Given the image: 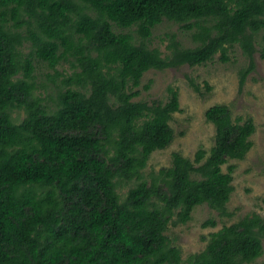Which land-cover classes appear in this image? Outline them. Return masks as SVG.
Instances as JSON below:
<instances>
[{"label":"trees","instance_id":"obj_1","mask_svg":"<svg viewBox=\"0 0 264 264\" xmlns=\"http://www.w3.org/2000/svg\"><path fill=\"white\" fill-rule=\"evenodd\" d=\"M164 21L195 45L169 33L168 53L151 48ZM236 45L250 63L240 72L243 86L255 53L264 59V0H0V264H255L263 257L258 213L204 236L205 249L186 260L166 234L201 205L233 217L227 205L237 167H223L253 148L252 117L210 107L214 145L193 159L174 153L170 167L144 174L152 154L175 140L171 121L181 112L172 87L165 103L135 101L145 73L206 65L218 53L228 62ZM35 59L63 77L52 93L37 83ZM65 63L70 75L57 71Z\"/></svg>","mask_w":264,"mask_h":264},{"label":"rangeland","instance_id":"obj_2","mask_svg":"<svg viewBox=\"0 0 264 264\" xmlns=\"http://www.w3.org/2000/svg\"><path fill=\"white\" fill-rule=\"evenodd\" d=\"M134 29V28H133ZM120 31V30H118ZM169 33L177 34L178 40L183 46L192 47L190 35L179 29V25L164 21L154 29L150 39L151 48H159L163 53H168ZM30 47L24 49V54L30 53ZM230 60L224 62L218 53L213 61L201 66H182L169 68L163 71L150 70L145 73L139 90L141 96L135 101L165 103L168 101V88L172 87L179 92L181 112L174 114L171 126L176 137L170 147L156 151L152 154L147 168L144 170L146 177L161 168L170 167L172 155L180 153L185 157L194 158L196 151L203 147L209 150L214 145L215 127L206 120V111L217 104L228 105L234 118L252 117L256 123L257 131L252 140L254 146L243 160H231L223 167L236 165L234 173V192L228 203V211L233 213L232 218H221L217 211L210 209L208 205L198 206L192 220L186 224L170 227L167 235L173 246L180 248L182 259L186 260L190 255L203 251L207 242L204 236L217 232L224 225H231L244 216L258 213L264 219V59L257 52L254 55V68L249 71L245 84L240 85V72L247 69L249 59L240 46L236 45L229 52ZM36 61L38 84H47L48 92L55 91V83L61 84L63 77L57 76L55 70H51L45 63ZM61 74L70 75L72 68L65 63L57 67ZM55 80V82L48 77ZM193 82V83H192ZM192 84L200 87V92L195 91ZM150 86L148 90L146 86ZM18 121L24 118V113L13 112ZM132 184L126 185L120 190L125 194ZM209 219L217 222L216 227H203V223ZM264 262V255L255 264Z\"/></svg>","mask_w":264,"mask_h":264}]
</instances>
